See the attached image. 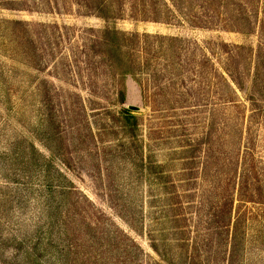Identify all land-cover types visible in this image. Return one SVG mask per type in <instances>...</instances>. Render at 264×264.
<instances>
[{
	"label": "rangeland",
	"instance_id": "1",
	"mask_svg": "<svg viewBox=\"0 0 264 264\" xmlns=\"http://www.w3.org/2000/svg\"><path fill=\"white\" fill-rule=\"evenodd\" d=\"M105 1L109 24L182 41L158 78L125 75L123 102L101 100L110 111L91 109L69 59L80 30L104 19L71 0L0 3L1 263L264 264V202L235 201L236 229L221 227L219 193L201 169L209 143L220 153L211 172L237 167L248 147L264 195L263 0ZM122 110L139 123L140 147L126 156L113 133L133 123ZM140 157L158 166L165 200L134 165Z\"/></svg>",
	"mask_w": 264,
	"mask_h": 264
},
{
	"label": "trees",
	"instance_id": "2",
	"mask_svg": "<svg viewBox=\"0 0 264 264\" xmlns=\"http://www.w3.org/2000/svg\"><path fill=\"white\" fill-rule=\"evenodd\" d=\"M9 1L11 0H0V3L5 7L9 6L7 5ZM71 5L76 8L80 15L93 14L107 22L102 29H95L93 27L82 28L80 34L76 36L79 42L71 45L72 52L69 57L70 66L76 77L80 75V70L84 75L86 89L92 97L87 100L91 109L100 108L110 111L108 109L109 105L113 106L112 104L122 103L124 99L123 77L125 75L144 73L156 79L160 76L159 73L163 75L166 72L164 68H167L169 64H173L175 59L180 60V56L182 55V41L179 37L148 33L145 31H127L117 28L114 23L109 24L107 21L109 20L108 16L114 13L109 1L71 0ZM57 6L56 2L53 9L55 12L61 13ZM115 14H120V12L115 11ZM132 17L136 19L137 15L132 13ZM12 23L15 26H22L23 24L20 21H13ZM190 25L197 26V23L192 22ZM54 27L56 28V26ZM57 28L59 29L60 27ZM260 28H264V0L262 1ZM248 29L249 27L246 26L243 31L241 29L239 31L246 33ZM58 37H61V35ZM74 39L75 35L73 34L69 40L72 42ZM159 65L161 66L158 67ZM232 81L238 88H241L240 81L233 78ZM101 100L109 105H102ZM120 115L124 119V122H133L118 123L113 126L115 129L113 133H119L121 135V138L115 144L117 153L126 156V152H130V145L136 148L140 147L138 142L136 143L132 140V138L134 140L137 138L136 132L138 131L139 123H136L137 117L128 113V110H122ZM99 128H102L101 131H105L104 127ZM89 132H92L91 129H89ZM122 137L128 138V141L125 142V139ZM244 153L239 165L231 169V171H221L223 169L220 163V167L211 172L209 169L211 168V160L220 161V153H215L213 143H209L204 152V162L202 163L201 169L204 176L210 177L211 183L217 188L215 191L219 193L216 197L219 204L214 222L221 224V227L228 228L234 222L233 226L236 229L235 225L240 220V215H237V211L233 213V204L235 201L239 204L245 202H264V195L260 188V180L258 179L257 173L253 171L256 165L253 162L250 149L246 147ZM134 165L141 175L145 174V177L148 179V185L154 183L161 189V194L165 200L168 197L166 194L167 182L163 180L161 173L154 177L151 175L158 167L156 163L149 159L145 162L140 157L139 162H134ZM149 178H152L154 181L149 180ZM183 180L181 181L183 182ZM214 230H220V226L217 225ZM151 247L161 256L155 243L152 242ZM0 264H2L1 260Z\"/></svg>",
	"mask_w": 264,
	"mask_h": 264
}]
</instances>
